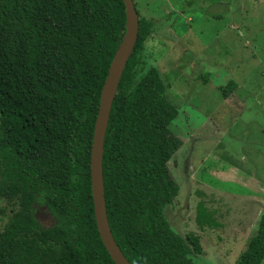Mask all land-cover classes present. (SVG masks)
<instances>
[{"label":"trees","instance_id":"obj_1","mask_svg":"<svg viewBox=\"0 0 264 264\" xmlns=\"http://www.w3.org/2000/svg\"><path fill=\"white\" fill-rule=\"evenodd\" d=\"M151 30L139 17L110 111L107 218L130 264H194L200 237H181L164 215L179 191L168 170L181 146L170 130L178 111L155 68L136 73ZM125 31L122 0H0V198L13 206L0 231V264H115L96 226L90 156L101 90ZM235 88L229 82L222 95ZM37 205L53 225L38 222ZM263 260L264 214L236 264Z\"/></svg>","mask_w":264,"mask_h":264},{"label":"rangeland","instance_id":"obj_2","mask_svg":"<svg viewBox=\"0 0 264 264\" xmlns=\"http://www.w3.org/2000/svg\"><path fill=\"white\" fill-rule=\"evenodd\" d=\"M133 2L152 29L136 73L155 68L178 111L168 170L179 191L164 215L200 237L194 264H236L264 214V0ZM12 209L0 198V231ZM36 218L54 224L45 207Z\"/></svg>","mask_w":264,"mask_h":264},{"label":"water","instance_id":"obj_3","mask_svg":"<svg viewBox=\"0 0 264 264\" xmlns=\"http://www.w3.org/2000/svg\"><path fill=\"white\" fill-rule=\"evenodd\" d=\"M125 5L126 31L110 63L100 96L99 109L94 125L90 156L91 193L94 215L100 239L115 264H130L117 246L110 231L103 182V148L112 103L125 69L133 52L138 35L139 16L133 0H122Z\"/></svg>","mask_w":264,"mask_h":264}]
</instances>
